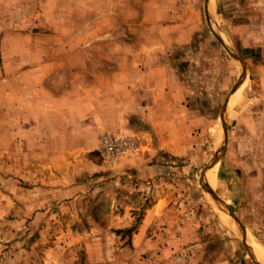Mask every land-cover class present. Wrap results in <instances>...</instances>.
Wrapping results in <instances>:
<instances>
[{
    "label": "crops",
    "instance_id": "crops-1",
    "mask_svg": "<svg viewBox=\"0 0 264 264\" xmlns=\"http://www.w3.org/2000/svg\"><path fill=\"white\" fill-rule=\"evenodd\" d=\"M193 2L190 8L188 3ZM203 6L204 0H34L23 15L24 27L32 31L22 43L26 57L21 61L28 80L17 92L0 91V155L17 160L19 178L26 185V206L34 202L75 210L91 194L113 195L114 177L120 186V179L126 182V177L146 183L169 174L159 153L165 155L184 144L180 136L202 124L203 110L194 101L202 89L197 90L176 63H169L168 52L202 31L188 19L200 18L202 8L205 16ZM207 6L209 14L216 13L215 0ZM242 85L232 93L228 106L239 99ZM103 132L137 136L146 151L105 172L109 167L93 157ZM213 168L204 175L211 189L216 184L215 169L210 185L207 177ZM167 207L166 194L158 192L129 243L112 246L113 264H128V256L136 259L135 264H171L174 244L176 249L182 244L186 248L180 249L194 250V264H205L203 240L182 235L171 239ZM215 209L233 230L229 224L234 225L233 218L216 205ZM246 229L252 256L264 263V226L256 239L261 251ZM85 238L82 243L92 246ZM90 241L95 246L102 239ZM87 252L90 259L97 258L95 262L103 258L101 250L88 247ZM144 255L145 263L139 262ZM244 255L249 257L243 252L242 264Z\"/></svg>",
    "mask_w": 264,
    "mask_h": 264
},
{
    "label": "rangeland",
    "instance_id": "rangeland-1",
    "mask_svg": "<svg viewBox=\"0 0 264 264\" xmlns=\"http://www.w3.org/2000/svg\"><path fill=\"white\" fill-rule=\"evenodd\" d=\"M215 2L217 10L210 11V21L203 15V8L200 18L188 16V21L201 26L202 31L179 49L168 52L169 63H176L184 76L189 77L188 81L197 90L202 89L194 101L203 110V121L198 128L180 136L184 143L180 147L165 155L159 153V161L165 157L169 167L164 181L145 183L126 177V182L120 179L121 185L116 186L114 177L113 195L91 194L84 199L86 204L80 201L75 210L41 207L34 202H27L26 206L23 197L26 185L19 178L17 160L0 155V264H113L112 246L129 243L144 210L154 202L158 192L165 193L168 199L166 218L173 224L171 239L182 235L203 240L205 264H242L244 249L235 222V230L232 223L229 224L233 230L223 224L215 209L219 204L200 185L201 173L217 151L209 167L214 165L216 184L210 189L231 207L252 236L253 246L261 251L256 239L264 226V0ZM33 4L34 0H0V91L17 92L28 80L21 61L26 57L22 43L32 31L24 27L23 15ZM188 4L191 8L194 2ZM211 28L246 65L239 99L228 106L223 119L224 102L238 81L242 65L227 53ZM123 137L136 139L139 152L107 161L98 153V142L97 155L93 157L97 164L109 167L105 172L115 171L118 162L146 151L141 149V138ZM94 184L98 186V182ZM85 235L90 240L102 241L94 246L89 240L92 246L86 247L82 243ZM114 236L122 240L116 241ZM175 246L169 257L171 264H194V250H184L182 244L183 249ZM88 247L101 250L103 258L99 262H95L96 257L90 259ZM244 257L245 264H255ZM125 260L128 264L136 263L130 256ZM146 260L144 255L139 262Z\"/></svg>",
    "mask_w": 264,
    "mask_h": 264
},
{
    "label": "water",
    "instance_id": "water-1",
    "mask_svg": "<svg viewBox=\"0 0 264 264\" xmlns=\"http://www.w3.org/2000/svg\"><path fill=\"white\" fill-rule=\"evenodd\" d=\"M208 0H204V11H205V16L208 19V21L211 20V16L209 14V10H208V6H207ZM211 32L213 33V35L216 37V39L218 40V42L224 47V49L227 51V53L236 61H238L241 65H242V70L239 74L238 77V81L236 82V84L232 87L231 91L229 92L224 105H223V114H222V119L224 118V114L226 113L227 109H228V103H229V98L232 95L233 92H235V90L238 88V86L241 84L242 80L244 79V76L246 74V65L245 63L236 55V53L231 49V47H229L226 42L222 39V37L220 35H218L217 33H215V31H213V29H210ZM224 123V121H223ZM224 125V140L226 139V127L225 124ZM225 142V141H224ZM219 148V147H218ZM221 149V148H220ZM219 149V150H220ZM218 155V151L215 153V155L213 156V158L209 161V163L207 164V166L205 167V169L202 171L201 173V180H200V185L201 188L203 189V191L208 194L210 197H212V199H214V201H216L221 207L222 209L228 213L231 217H233L235 225L237 227L238 230V235H239V239L240 241L243 243V245L245 246L244 249V253H247L249 255V257L254 261V263L256 264H264L262 262H260L259 260H257L254 256H252L249 247L247 245L246 239H245V228L244 226L240 223V221L238 220V218L235 216L233 210L231 209V207H229L224 201H222L220 198H218V196H216V194L214 193L213 190H211L208 186H206L203 183V178L205 173L208 171L209 167L212 165V163L214 162V160L216 159Z\"/></svg>",
    "mask_w": 264,
    "mask_h": 264
},
{
    "label": "built area",
    "instance_id": "built-area-1",
    "mask_svg": "<svg viewBox=\"0 0 264 264\" xmlns=\"http://www.w3.org/2000/svg\"><path fill=\"white\" fill-rule=\"evenodd\" d=\"M98 142V153L107 161H117L125 156L135 155L139 152L136 139L118 136L111 132L101 133Z\"/></svg>",
    "mask_w": 264,
    "mask_h": 264
},
{
    "label": "bare ground",
    "instance_id": "bare-ground-1",
    "mask_svg": "<svg viewBox=\"0 0 264 264\" xmlns=\"http://www.w3.org/2000/svg\"><path fill=\"white\" fill-rule=\"evenodd\" d=\"M208 3H209V0H208ZM208 3H207V5H208ZM208 7H209V6H208ZM213 171H214V168L212 169L211 173H210L209 176L207 177V182L209 183V185L211 184V179H212ZM213 181H214V180H213ZM204 183H205L206 186H208L207 183H206V180H204ZM211 187L213 188V183H212V186H211ZM211 201H213V200L211 199ZM213 204H214V203H213ZM217 208H219L221 211H223L219 205H217ZM223 212H224V211H223ZM225 213H226V212H225Z\"/></svg>",
    "mask_w": 264,
    "mask_h": 264
},
{
    "label": "trees",
    "instance_id": "trees-1",
    "mask_svg": "<svg viewBox=\"0 0 264 264\" xmlns=\"http://www.w3.org/2000/svg\"><path fill=\"white\" fill-rule=\"evenodd\" d=\"M131 230L129 229L127 232H130Z\"/></svg>",
    "mask_w": 264,
    "mask_h": 264
}]
</instances>
